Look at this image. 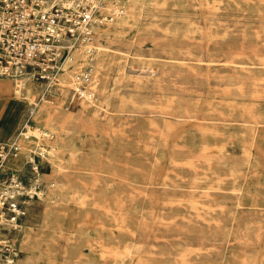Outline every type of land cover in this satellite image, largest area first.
Here are the masks:
<instances>
[{"label":"rangeland","instance_id":"rangeland-1","mask_svg":"<svg viewBox=\"0 0 264 264\" xmlns=\"http://www.w3.org/2000/svg\"><path fill=\"white\" fill-rule=\"evenodd\" d=\"M109 1L111 0H105V3ZM114 1L122 8V13L118 15L122 16L124 6L117 0ZM142 2L154 10L160 3L196 8L193 15L189 9H183L184 13L181 15L186 20H196L195 32L186 37L177 36L174 42L176 47L189 46L194 53L183 54L182 67L174 68L152 64L145 59L142 61L144 57L150 58V53L154 52L150 38L136 41L132 48L129 47L131 54L123 71L124 78L127 76L130 79L123 78L118 84L110 82L107 88L110 103L119 96H130L138 104L151 105L150 110L154 113L133 115L112 105L104 114L105 121L109 123L105 135L98 132L96 135L91 129L75 133L78 139L85 137L89 145L99 142L100 159H107L109 164L119 168L121 176L116 180L115 177L106 179L105 182L104 178L98 176L101 171L107 170L105 165H99L95 176H82L79 169L84 168V172H87V164L73 167L59 176L61 185L76 184L73 189L66 188L65 235L76 234L77 225L89 221L85 213L88 212L89 217L94 214L85 205L81 209V201L90 200V190L94 196L91 203L106 206L109 197L119 199V223L123 212L127 213V220L133 223L132 240L139 251L122 253L116 264H135L139 253L145 254L147 249L159 251L173 248L174 251H181L185 248L182 244L186 245L182 241L188 239L192 240L189 243L197 247L202 242L205 243L203 249L191 251L188 259L195 252L205 253L207 250L209 257L190 259L185 264H264V123L260 126L254 124L258 118L264 117V68L244 70L231 65L211 67L207 66L206 61L213 41L218 39L216 36L224 38L229 44H237L248 42L245 32H256L258 35L250 43L263 51L264 34L259 32L258 20L250 17L245 23L243 13L222 8L218 5V0ZM231 8L235 6L231 5ZM145 18L150 20L149 15ZM212 33H216L215 36L212 37ZM117 36V47L121 50L128 49L126 43L130 36L129 28H123ZM167 41L166 36L164 42ZM234 60L242 61L243 57H235ZM250 71L261 79H245L243 76ZM131 78L136 81H130ZM176 83H179V89H176ZM70 95L71 92L64 99V108L72 112L78 108L80 100L70 103ZM55 96L48 99L53 104L58 101ZM162 96L178 97L179 105L159 100ZM106 107L104 104L102 109ZM179 112L187 114V117L182 120L170 117ZM87 115L100 117L103 116V111L89 108ZM26 123L28 127L25 126ZM32 124V116L26 111L25 119L16 133L17 144L22 142L20 139L23 132L32 128ZM206 144L223 146L224 153L220 154L216 147H204ZM244 147L250 149L247 155L243 151ZM19 151L23 152L24 149L20 148ZM33 158L40 164L43 196L33 201L35 207L30 209L31 214L27 213L25 225L27 219L38 229L45 184L54 175L55 169L47 157L37 154ZM9 159L13 163L18 161L12 155ZM26 160L27 158L24 162ZM231 171L237 174L231 175ZM143 174L150 176L152 185L142 194L139 191L141 186L133 181L139 180V175ZM42 175L45 179H42ZM64 190L61 188V192ZM220 203L230 210L235 209L224 228L219 226L220 223L213 222L214 217L222 214L213 209L212 205ZM165 218L180 222L189 220L197 226L199 233H189L186 236L188 239L185 237L182 240L167 231ZM105 221L110 222L109 219ZM141 223L144 224L143 228L138 226ZM84 228L93 234L87 223ZM175 231L183 232L182 229ZM124 239V235L120 237L121 245ZM163 258L167 259V256Z\"/></svg>","mask_w":264,"mask_h":264},{"label":"bare ground","instance_id":"bare-ground-1","mask_svg":"<svg viewBox=\"0 0 264 264\" xmlns=\"http://www.w3.org/2000/svg\"><path fill=\"white\" fill-rule=\"evenodd\" d=\"M117 1L124 6L123 15L112 19L96 30L94 53L88 54L85 44L74 46L67 53L57 76L59 86L55 89L54 93V96L56 95L55 97L58 98L57 103L53 104L52 100L43 97L40 98L38 94H40L42 86L36 84L34 81L27 80L22 87H18L10 79L12 81V92L14 97L21 99L25 103L26 110L32 116L33 124L32 128L29 127L23 132L24 135L22 139H20L22 142L19 141L16 149L8 154L5 165L17 170L22 166L25 158H33L38 154L42 157H47L50 165L55 169L54 175L51 176L45 184L46 190L41 213L42 218L38 227L39 230H36L26 219V225L18 243L19 253L11 264H22L23 257L32 248L49 251L65 243L66 249L63 252V256L60 258L62 264H68L69 261L75 259H77L78 262H87V264L96 262H110L116 264L122 253L139 251L132 240L133 223L127 220L129 219L127 218V213H122L121 223L118 221L121 201L115 197H109L106 206L100 203H91L94 196L90 190L88 194L90 200H82V208H80L83 209L85 205L88 209H91L94 214L89 217V213H85L89 221L79 223L75 228L76 234L66 236V188L73 189L76 187V184L61 185L59 176L63 173L66 174L69 169L73 167L77 168L83 164L88 165V171L84 172V168L79 169L82 176H95L99 165L106 166L107 170L104 172L101 171V174L98 175L104 178L105 182L107 181L106 179L115 177L116 180V178L121 176L119 168L109 164L110 161L107 159H100L99 152L101 149L99 148V142H93L89 145L85 137L78 139L75 137V133H77L78 130L88 131L91 129L95 134L98 132L105 135L109 129V123L105 121L104 114L109 111L112 105L113 107L118 106L117 109L120 111H126L133 115L154 113L150 110L151 105L138 104L132 100L130 96H119V98L111 104L107 88L111 81H113V84H118L117 82L124 78L123 66L128 62L131 54V49H129V47L132 48L134 42L142 41L145 38L151 39L154 52L150 53V58L146 59L144 57L143 59H139H142V61L145 59V61H149L156 65L160 64L174 68L182 67V55L194 52L189 46H184L185 48H183L182 45L176 47L174 42L177 36L186 37L195 32L196 20L193 18L186 20L181 15L184 13L183 9H189L190 14L193 15L196 8L188 7V5L167 6L165 3H160L161 5H159V7L157 6L154 10L149 7L147 3L144 4L142 0ZM218 5H221L224 9L230 8L233 11H240L243 13L245 23L247 22L246 19L255 17V19L258 20L259 32L264 34V0H218ZM231 5H234L235 8L232 9ZM243 5H247V7ZM146 15H149L150 20H146ZM142 17H144V19H142ZM123 28H129L130 30V36L127 38L126 43L128 44V49L126 50L118 48L116 43L119 39L117 35ZM215 34L216 33H212L211 36L213 37ZM221 35H224V33ZM244 35H246L248 42L237 44H229L224 38L216 36L218 39L213 41V45L210 48L209 58L206 60L208 62L207 66L228 67L231 65L244 70L264 68V50L261 51L256 45L250 43L258 34L256 32H245ZM166 36L168 38L167 43L164 42ZM239 56L243 57V60L238 62L235 61L234 58ZM189 66L192 67L193 65ZM85 68L91 71V77L90 80L87 81L86 86L91 91L92 95L81 99L76 110L72 112L67 111L65 109L66 107L64 108V99L75 86L76 74ZM238 75L242 76L241 74ZM243 77L252 81L261 79L260 77H256L251 71ZM124 79L129 80L130 77L125 76ZM130 81H136V79L131 78ZM156 82H158V80ZM178 84L179 83L175 84L176 89L180 87ZM159 100L179 105L178 97L162 96ZM104 104H106L107 107L102 109ZM89 108H93L95 111L97 109L103 111V116L89 117L87 115ZM166 113L164 114L166 115ZM186 115L187 114L183 112H179V114L170 117L175 120H182L184 117H187ZM166 117L168 118V116ZM262 122L264 123V117L258 118V120L254 121V124L260 126L263 124ZM25 126L28 127V123H26ZM153 129L157 132V129L154 127ZM97 139L99 140L100 138ZM204 147H216L219 149L220 154L224 153L223 146L206 144ZM20 148L24 149V151H19ZM243 151L246 155L250 153L248 147H244ZM10 155L17 157L18 161L13 163L9 159ZM79 168H82V166ZM134 171L136 170L134 169ZM127 174L125 175L127 176ZM230 174L236 175L237 173L231 171ZM139 176L140 179H134L133 182L141 186L139 191L143 194L146 188L152 185L150 181L151 178L148 174ZM43 178L44 176L42 175V179ZM61 188L65 189L64 192H61ZM208 194H210L209 191ZM212 207L222 214L221 216L214 217L213 222L215 224L220 223L221 225L219 226L224 228L227 221L233 216L235 209L230 210L224 207L222 203L219 205H212ZM28 212L31 214L30 208H28ZM105 219H109L110 222H106ZM85 223L90 225L93 234L85 230ZM164 223L167 226V231H169L171 235L179 236L182 240H184L189 233L192 235L199 233L196 230L197 226L189 220L180 222L173 218H165ZM138 226L143 228L144 224L141 223ZM177 229H182L183 232L175 231ZM123 235L125 239L123 245H121L120 237ZM190 241L192 240L188 239L187 241H182L186 244H182L185 248L178 252L177 249L174 251L173 248H163L159 251L147 249L144 252L145 254L139 253L135 264H167L173 261H175L176 264H185L190 259L209 257L207 250L205 253H200L199 251L195 252V255L192 254L193 257L188 259L191 251L203 249V245L205 244L202 242L200 246L197 247L189 243ZM164 256H167V259L163 258Z\"/></svg>","mask_w":264,"mask_h":264},{"label":"built area","instance_id":"built-area-1","mask_svg":"<svg viewBox=\"0 0 264 264\" xmlns=\"http://www.w3.org/2000/svg\"><path fill=\"white\" fill-rule=\"evenodd\" d=\"M121 13L114 0H0V77L18 87L32 80L42 86L40 98L54 97L69 50L85 44L87 53H94L96 30ZM90 77L87 68L76 74L70 103L92 95L86 86ZM16 133L0 141V264L18 256L28 208L43 196L35 158L17 170L5 165L17 147Z\"/></svg>","mask_w":264,"mask_h":264},{"label":"crops","instance_id":"crops-1","mask_svg":"<svg viewBox=\"0 0 264 264\" xmlns=\"http://www.w3.org/2000/svg\"><path fill=\"white\" fill-rule=\"evenodd\" d=\"M247 7V5H243ZM234 7V5H232ZM8 78H0V141H6L11 138L21 126L25 119V103L16 97L12 92V81ZM10 85V86H9ZM10 87V88H9ZM22 157V156H21ZM23 159V157H22ZM23 165V164H22ZM22 167V166H21ZM20 167V168H21ZM35 202L29 207L34 209ZM41 219V215H39ZM29 219V218H28ZM33 225V224H32ZM36 228L35 225H33ZM39 230V229H36ZM44 248V247H43ZM66 249V243L56 249L40 250L32 248L24 257L22 264H62L61 257ZM56 251V252H53ZM68 264H87V262H78L77 259L69 261ZM92 264H112L110 262H96Z\"/></svg>","mask_w":264,"mask_h":264}]
</instances>
